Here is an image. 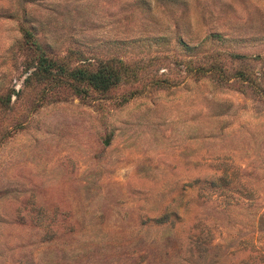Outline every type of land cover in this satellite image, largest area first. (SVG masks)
<instances>
[{
    "label": "rangeland",
    "instance_id": "obj_1",
    "mask_svg": "<svg viewBox=\"0 0 264 264\" xmlns=\"http://www.w3.org/2000/svg\"><path fill=\"white\" fill-rule=\"evenodd\" d=\"M0 264H264V0H0Z\"/></svg>",
    "mask_w": 264,
    "mask_h": 264
},
{
    "label": "trees",
    "instance_id": "obj_2",
    "mask_svg": "<svg viewBox=\"0 0 264 264\" xmlns=\"http://www.w3.org/2000/svg\"><path fill=\"white\" fill-rule=\"evenodd\" d=\"M48 63V64H47ZM41 66L44 70H49L53 67L52 62H48V58L43 57L41 59ZM123 71H117L113 65H103L95 71H89L85 69H76L73 72V76L80 80H87L90 84L96 88L108 89L121 82L123 78Z\"/></svg>",
    "mask_w": 264,
    "mask_h": 264
}]
</instances>
